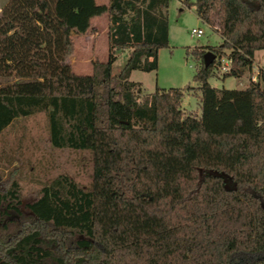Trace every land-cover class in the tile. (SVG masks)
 I'll return each mask as SVG.
<instances>
[{
	"label": "trees",
	"instance_id": "trees-1",
	"mask_svg": "<svg viewBox=\"0 0 264 264\" xmlns=\"http://www.w3.org/2000/svg\"><path fill=\"white\" fill-rule=\"evenodd\" d=\"M169 5L9 0L2 8L0 135L45 112L52 146L89 152L93 179L85 189L59 177L23 205L15 172L0 178V264H264V71L244 90L209 83L219 59L229 61L223 79L240 78L264 51V0H196L199 20L222 40L186 51L200 117L181 109L194 87L143 96L130 80L158 70ZM104 15L108 60L79 75L68 62L73 35ZM207 52L218 58L209 67Z\"/></svg>",
	"mask_w": 264,
	"mask_h": 264
},
{
	"label": "rangeland",
	"instance_id": "rangeland-1",
	"mask_svg": "<svg viewBox=\"0 0 264 264\" xmlns=\"http://www.w3.org/2000/svg\"><path fill=\"white\" fill-rule=\"evenodd\" d=\"M8 2L9 0H0V13ZM190 3L191 6L187 7L184 0H170L168 9L170 44L159 52L158 70L150 73L134 71L130 80L142 83L143 96L155 93L157 89L194 87L192 91L185 93L181 109L185 115L200 117L202 102L199 86L194 82L196 61L188 57L186 51L188 48H217L222 40L217 29L199 20L195 8L196 0H191ZM103 21L97 23L104 30L106 22ZM215 27L218 28L217 25ZM193 29L203 30L204 36L198 39L193 35ZM98 32L99 35L94 38L73 35L77 47L68 62L79 75L91 74L94 61L108 60V33L106 31L102 34L100 30ZM129 53L130 50L118 53L113 66L115 76L119 75L126 65ZM224 53L227 54L228 51ZM263 54L260 51L254 54L256 69L250 68L246 77L264 71V65L257 66ZM219 60L220 67L209 80L211 86L217 89L239 88L235 79L222 78L224 75L222 68L229 64L225 57ZM256 81H260V74ZM247 85L248 83L244 86ZM12 172H15L19 181L20 198L25 205L37 201L42 188L51 185L62 176L69 177L82 188H89L93 179L92 155L87 151L54 148L50 140L47 114L39 112L28 118H19L0 135V178L6 179ZM14 228L11 226V230Z\"/></svg>",
	"mask_w": 264,
	"mask_h": 264
},
{
	"label": "crops",
	"instance_id": "crops-1",
	"mask_svg": "<svg viewBox=\"0 0 264 264\" xmlns=\"http://www.w3.org/2000/svg\"><path fill=\"white\" fill-rule=\"evenodd\" d=\"M109 1L110 0H96V2L98 3V4H100V2L102 3V4H100V5H108L109 4ZM108 15H104V16H102V17H99V18H95V19H93L92 20V28L87 32V34H85V35H81V36H86L87 38H94L95 36H98L99 35V30L101 31V33L103 34V33H105L106 31H107V33H108V23H109V19H108V17H107ZM103 20H105V22H106V27L104 28V30L103 29H101V27H99L98 26V24L99 23H97V22H102ZM104 22V21H103ZM98 30V31H97ZM76 47H77V45H76ZM108 49H109V43H108ZM260 52H263L264 53V51H260ZM256 53V52H255ZM130 54V53H129ZM264 54H263V56H262V60H260L258 63V67H260V66H263L264 65ZM101 61V60H100ZM101 62H103V61H101ZM105 63V62H104ZM256 65V64H255ZM256 69V66H254V60H253V65H252V67H251V70L252 69ZM260 69H262V68H260ZM259 69V70H260ZM247 72H249L248 70L247 71H245L244 72V74L240 77V78H233V79H235L236 81H237V85H238V87L239 88H222V89H227V90H244V89H246V88H248V86L250 85V83L251 82H254V83H256L255 82V80H256V77L258 76V74H259V71L256 73V74H254L253 76H250L249 78L248 77H246V74H247ZM133 74V73H132ZM90 75V74H89ZM226 79V78H225ZM137 83V82H136ZM248 83V85L247 86H244L245 84H247ZM142 84V83H141ZM244 86V87H243ZM217 89V88H216ZM217 90H221V89H217ZM200 97H201V92H200Z\"/></svg>",
	"mask_w": 264,
	"mask_h": 264
},
{
	"label": "water",
	"instance_id": "water-1",
	"mask_svg": "<svg viewBox=\"0 0 264 264\" xmlns=\"http://www.w3.org/2000/svg\"><path fill=\"white\" fill-rule=\"evenodd\" d=\"M217 59L216 55L212 52H207L204 56L205 67H209Z\"/></svg>",
	"mask_w": 264,
	"mask_h": 264
},
{
	"label": "built area",
	"instance_id": "built-area-1",
	"mask_svg": "<svg viewBox=\"0 0 264 264\" xmlns=\"http://www.w3.org/2000/svg\"><path fill=\"white\" fill-rule=\"evenodd\" d=\"M192 33H193V35H195L198 39H200V38H202V37L204 36V32H203V30H201V29H193ZM227 62H228V64H229V61H228V60H227ZM222 70L224 71V74L227 73L228 70H229V65H228V66H224V67L222 68ZM255 82H256V80H255Z\"/></svg>",
	"mask_w": 264,
	"mask_h": 264
}]
</instances>
